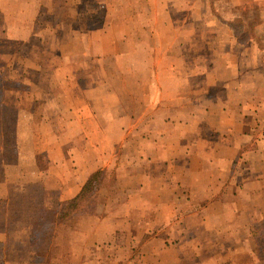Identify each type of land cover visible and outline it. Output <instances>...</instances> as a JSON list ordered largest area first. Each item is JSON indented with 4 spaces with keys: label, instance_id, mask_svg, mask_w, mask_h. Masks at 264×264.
<instances>
[{
    "label": "crops",
    "instance_id": "0c3cea01",
    "mask_svg": "<svg viewBox=\"0 0 264 264\" xmlns=\"http://www.w3.org/2000/svg\"><path fill=\"white\" fill-rule=\"evenodd\" d=\"M50 1L0 0V41L21 45V42L36 39L43 44L45 28H41L42 34L38 37L36 26H30L40 18L43 6ZM70 1L59 0L62 2L59 6L63 9ZM102 1L97 0L98 3ZM173 1L163 0L162 4V29L170 34L169 44L163 41V49L170 46L167 51L173 54L172 48L178 47L181 49L178 55L181 56L183 46L195 42V37L202 38L206 30L211 33L204 39L210 64L205 70L199 67L189 74H183L180 69L179 72L171 71L170 76L162 73L164 78L177 79L186 83L188 88L181 91L177 87L155 83L150 87L152 103L149 110L158 105L163 110L167 108L168 103L176 98L169 96L172 93L180 95L187 90L191 94H203L202 98H193L194 107L220 111L223 116L214 124L225 127V130H214L212 140L200 134L203 141L199 143L200 150L189 153V156L187 151H178L171 152L173 156L169 157L168 147L166 158L165 153L159 157V151L158 159L155 151L149 153L146 161L150 168L136 171L138 168L134 169V165L129 164L127 173L137 172L144 181L124 189L129 197L126 203L116 200L100 208L94 216H74L65 228L72 231L74 242L64 256L57 244L60 227L51 231L42 227L41 223L45 218L55 219L61 205L77 198L92 175L100 174L102 180L113 176V187L117 188L125 167L117 166L116 160L112 164L114 158L109 152L100 154L91 166L87 164L85 149L73 150L70 159L71 183H68V178L65 179L59 172L69 159L65 152L63 164L59 160L54 162L49 147L46 154L50 162L42 168L44 151L35 147L32 160L27 161L20 146V128L12 139L5 137V127L9 125L11 111L20 123L24 114L34 117L37 107L27 110L20 101V92L0 88V242L6 244L9 254L8 260L0 264H264L257 243L259 228L264 222V40L252 37L241 41L230 23L239 16L243 24H257L255 29L261 30L264 27V0H225L223 11L214 9L215 3L221 0H192L193 3L184 10L189 17L180 22L172 20L173 14L181 12L173 9ZM95 2L83 0L78 3L79 10L83 15H89L90 5ZM221 3L223 5V1ZM148 4V14H160V10ZM203 9L209 13L206 21L197 17V12ZM29 13L33 15L30 18L26 16ZM222 14L226 15L227 23L219 19ZM65 27L60 29H74H69L68 25ZM149 28L160 29L155 28L153 22ZM223 29L226 33L224 37L219 34ZM73 33L76 39H81L78 32ZM58 45L56 41L53 47ZM57 58L50 53L52 61ZM42 59L41 53L36 60L41 64ZM182 60L183 57L179 59ZM2 70L4 67L0 77ZM34 71L35 74L41 72V66ZM199 76L204 79V87L197 81L191 82L190 77ZM156 77L159 78L158 75ZM222 90L227 94L225 100L219 96L209 100L206 96L207 91L218 95L222 94ZM8 97L12 100L9 101ZM182 100L187 103L186 98ZM203 101H211L212 104L203 106ZM162 120L164 141L170 136L171 123L184 126L202 124L196 117L174 121L164 116ZM206 124L213 125L212 121ZM34 134L37 139L38 131ZM162 150L165 152V148ZM225 156L231 159H224ZM205 157L220 158L224 166L221 169L218 166H203ZM172 159L177 166H171ZM192 159H200L201 165H193L196 162L190 164ZM159 162L160 165H155ZM53 177L56 180L54 186L50 184ZM204 177L208 181H204ZM100 189H106L105 185ZM155 192L158 193L155 198L150 196ZM124 204L139 208L142 204L147 213L135 214L136 217L134 215L125 222L133 227L132 232L129 230L126 233H130L127 238L130 244L124 243V231L127 229L118 213ZM117 207H120L117 212L106 213L109 208ZM92 220L98 225V232L94 233L96 241L92 246L83 245L78 251L76 245L80 238L84 241L85 236H91L83 228L86 222Z\"/></svg>",
    "mask_w": 264,
    "mask_h": 264
},
{
    "label": "rangeland",
    "instance_id": "374dc122",
    "mask_svg": "<svg viewBox=\"0 0 264 264\" xmlns=\"http://www.w3.org/2000/svg\"><path fill=\"white\" fill-rule=\"evenodd\" d=\"M81 1L83 0H74V2L71 0L63 9L59 6L62 5L59 0L47 2L43 6L44 11L40 18L31 26L29 24L30 28L36 26L35 34L38 37L42 34L41 28H45L43 44H39L36 39L21 42V45L11 41L7 43L0 41V71L4 67L2 77H0L2 78L0 88L20 92V101L27 110L37 107V114L34 117L24 114L20 123L14 119V112L11 111L9 125L5 127L7 128L5 137H12V139L20 128V146L27 156V161L32 160L31 155L35 147L38 151L40 149L44 151L41 157L42 168H46L47 162H50L46 154L49 147H51L54 162L59 160L63 164L65 159L63 152H65L69 159L64 167L60 165L62 168L59 172L61 171V176L65 179L68 178V183H71L70 159L73 150L85 149L87 164L91 166L100 154L109 152V155L114 158L112 164L116 160L117 166L125 167L117 188L113 187V176L105 177L103 180L101 178V186L105 185L106 189L98 188L96 191L98 194L91 195L82 211L74 215L94 216L106 204L109 205L116 200H123L126 203L129 197L124 189H128L135 182L144 181L140 175L138 177L137 172L127 173V168H130L129 164H133L134 169L138 168L136 171L145 167L150 168L146 161L149 153L155 151L156 159H158L159 151L158 156L162 157L165 153L166 158L168 147H170L169 157L173 156L171 152L177 153L178 151H187L189 156V153L200 150L199 143L203 142L200 134L212 140L214 130L218 128L225 130V127H218L214 124L220 116H223L220 111L194 107L193 98H202L203 94H191V91L187 90L186 93L180 95L169 94L170 97L176 98L172 99L164 110L160 105L149 110V105L152 103L150 102L152 101L150 87L155 83L167 84L184 91L188 85L172 77L169 78L171 71L179 72L180 69L183 74H189L199 67L205 70L210 64L208 47L204 41L208 35L211 36L210 32L204 30L202 38L195 37V42L183 46L181 56L178 55L180 48L171 47L173 55L167 51L170 46H164L165 49H163V41L169 44L170 37V34L162 29L163 0H103L102 3L96 0L90 5L89 15L86 13L83 15L79 10L78 3ZM189 1L174 0L172 2L173 9L181 11L180 14L172 15L173 21L180 22L184 17L185 20L189 17L187 11L184 13L186 6L193 3L192 0ZM221 2L215 3L216 8H213L223 11L226 8L225 0ZM148 3L155 6V10H160V14H148L146 12V7L150 6ZM213 8L210 9L212 14L214 13ZM51 11L53 13H50ZM26 16L30 18L33 15L29 13ZM208 16V11L204 9L197 12V17H201L203 21H206ZM219 19L223 22L227 21L225 20L226 15L223 14ZM240 20L238 16V19L235 18L230 23L241 41L252 37L260 41L264 40V27L258 30L255 29L257 24H243ZM152 22L155 28L160 27V29H150ZM65 25H68L69 29L72 27L74 29L72 31L61 30L62 26L66 28ZM72 32H78L81 39H76ZM164 34L167 35L164 37ZM219 34L222 37L226 36L224 29L220 30ZM56 41L59 45L53 47ZM41 53L43 61L39 64L36 59ZM50 53L58 58L52 61ZM181 57L183 60L179 61ZM39 65L41 72L37 71L35 74L34 70L38 69ZM165 72L169 75L168 78L162 76ZM157 75L159 78L156 77ZM190 78L191 82L197 81L202 87L206 85L201 76ZM206 96L209 100L218 96L221 100H225L227 94L223 90L222 94L218 95L207 91ZM182 98H186L187 103ZM7 99L12 100L11 97ZM203 102L201 103L203 106L212 104L211 101ZM34 103L37 104L34 105ZM164 116L165 119L170 117V119H175L174 121L179 118L185 120L196 117L202 124L184 126L171 123L170 136L164 138L166 139L164 141L162 139L164 136L161 134ZM207 121H212L213 125H207ZM37 131L36 139L34 133ZM201 147L203 148V143ZM205 158L203 166H218L220 169L224 166L220 158ZM224 159L231 158L225 156ZM171 161V166H177L173 159ZM236 162L239 163L238 158ZM160 164L159 162L155 165ZM190 164L198 166L201 165V161L192 159ZM58 169L57 167L56 171ZM203 180L208 181V178L204 177ZM50 184L56 185L54 177ZM153 195L155 198L158 193L155 192L150 196ZM129 196H131L130 193ZM124 205L118 212L124 223L130 221L135 214L142 215L145 212L144 215H147L146 210L144 211L146 207L142 204L141 208ZM118 209L120 207L109 208L106 213L117 212ZM74 216L68 218L67 222L59 228L60 235L57 244L64 256L69 253L68 249L74 242L72 231L65 229ZM125 227L127 231H124V243L130 244V240L127 239L130 233L128 235L126 233L129 230L132 232L133 227L126 223ZM83 230L89 232L91 236H85L84 241L80 238L76 245L78 251L83 245L92 246L96 241L94 233L98 232L97 222L94 220L86 222ZM91 255L94 256L93 253Z\"/></svg>",
    "mask_w": 264,
    "mask_h": 264
},
{
    "label": "trees",
    "instance_id": "16d2710c",
    "mask_svg": "<svg viewBox=\"0 0 264 264\" xmlns=\"http://www.w3.org/2000/svg\"><path fill=\"white\" fill-rule=\"evenodd\" d=\"M100 174L92 175L85 185L81 194L74 200L65 202L61 205L60 212L55 219H47L41 223V226L51 231H56L58 227L65 224L67 219L82 211L85 203L89 201L91 195L96 194L101 187ZM98 194V193H97ZM96 194V195H97ZM260 257H264V222L260 225L259 236L257 238ZM5 243L0 242V262L8 260L9 254Z\"/></svg>",
    "mask_w": 264,
    "mask_h": 264
}]
</instances>
